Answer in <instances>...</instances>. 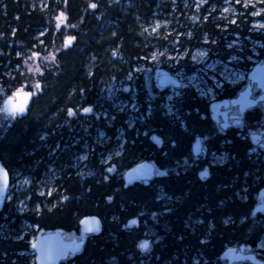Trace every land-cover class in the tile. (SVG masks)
Returning <instances> with one entry per match:
<instances>
[{"label":"trees","instance_id":"obj_1","mask_svg":"<svg viewBox=\"0 0 264 264\" xmlns=\"http://www.w3.org/2000/svg\"><path fill=\"white\" fill-rule=\"evenodd\" d=\"M224 1L0 0V83H13L7 71L19 64L24 69V60H32L39 85L28 112L0 134V160L11 177L17 172L33 182L54 177L55 186L46 199L33 193L23 212L15 207V196L5 200L0 264H34L30 244L39 231L61 227L79 234V219L88 214L101 217V231L87 234L83 248L60 264H226L220 255L235 244H251L264 259V248H259L264 216H252L255 195L264 185V151L253 152L245 135L256 123L263 126L261 109L246 117L241 133L224 130L210 117V101L187 86L173 98L175 112L168 114V88L153 80L148 86L137 73L135 107L106 111V102L101 104L102 81L113 74L126 77L147 61L153 44L178 46L187 57L203 44L223 60L239 53L232 64L246 72L255 64L249 55L264 61V28L249 30L256 18L264 21V14L254 17L253 7L236 3V20L224 29L220 25L226 22L218 16ZM184 3L191 5L184 8ZM158 17L170 19V28L149 37L138 33L139 23ZM194 20L199 26L189 34L182 25L192 26ZM39 31H44L40 38ZM205 33L210 40L202 42ZM68 34L73 39L64 44ZM236 34L243 39V51L226 50L225 43ZM248 37L259 42L253 46L257 54ZM118 52L125 62L116 58ZM13 73L16 86L23 85L20 69ZM239 89L224 83L217 97H233ZM197 135L206 137L200 157L192 152ZM116 142L121 145L117 152ZM84 146L88 155L79 173L70 157L85 151ZM220 153L227 154L226 161L212 163V155ZM141 158L155 161L159 173L148 183L126 185L125 170ZM113 165L116 169L109 172ZM204 165L210 167L207 178L199 176ZM144 239H150L146 249Z\"/></svg>","mask_w":264,"mask_h":264},{"label":"rangeland","instance_id":"obj_2","mask_svg":"<svg viewBox=\"0 0 264 264\" xmlns=\"http://www.w3.org/2000/svg\"><path fill=\"white\" fill-rule=\"evenodd\" d=\"M236 3L241 4L242 7L245 9L249 6L253 7L251 14L254 17H257L262 13L264 14V0H236L234 1V3L230 0H226L223 3L220 15H218L220 17V21L226 22V24L220 25L224 26V29H227L229 27V22H234L236 20L235 14L237 13V10L234 5ZM39 5H42L43 7L46 6L45 3L43 4V1L40 2ZM190 5L191 3H184V8L189 7ZM194 17L196 18V15H194ZM193 22L194 23H192V26H184V28H189V30L187 31L189 34H193L192 29H194V27L199 26V24L196 25V20H194ZM251 25L252 26L251 28H249V30H260L262 27H259V25H264V21H262L260 18H256L251 23ZM139 28L140 30L138 33L144 37H149L151 36V34L154 33L162 34L164 30L170 28V19L158 17L146 23H139ZM43 33L44 31H39L37 37L40 38ZM68 37H70L72 41L73 37L68 34L64 37V44H67ZM201 37L203 38L202 42H207L210 40L209 36L206 33L203 34ZM248 39L250 40L251 47L256 44H259L258 41H253V39H251L250 37H248ZM232 47L236 48V51H243V39L238 34L235 35V38L227 40V42L225 43L226 50ZM177 48L178 46L173 50V48H170L168 46L161 48L156 44H153L151 50H149V56L147 57V61L142 62L138 67L126 73V77L118 78L115 76V74H113L112 76L105 78L101 83L102 99L105 100L102 101L101 104H105L106 102L105 106L103 105L104 109L106 111H109L111 109L121 112L127 111L129 108L135 107V84L136 78L138 77L137 74L142 76V81L145 82V84H147L148 86L151 85L152 80L157 85V79L155 76L156 70L159 68L166 69L167 71L179 77L182 81V87L168 88V93L166 95L165 102V109L167 110L168 114H172L175 112L172 100L175 96L180 94L182 88L184 87L192 86L196 88V90L202 96L206 97L209 101H211L217 96L216 89L220 88L224 83H228L230 86L240 85V88H243L249 80L248 72H246V69L242 68L238 64H232V62H238V60L240 59L239 53H233L232 55H229L226 59L223 60L222 58L217 57L215 54H213L210 51L211 48L205 44L199 45L198 47H194L191 50V54L189 57L185 55V51L178 52ZM253 51L255 52V54H257L255 48ZM153 57H155V59H153ZM192 57H195V59H192ZM116 58L119 60L123 59L122 62H125L120 52H118ZM248 59H251L254 62L259 61V59L253 57L252 55H249ZM31 61L32 60H30L29 62L27 60H24V69L21 67V64L16 65L13 68L16 70L20 69V76H22V80L24 81L23 85L16 86L17 84L15 83L17 82V76L13 73V69H11V71H7L8 76L14 80L13 83H11L10 85H6V83H0V134L6 130L7 126L10 125L17 118V116H20V114H17L15 112H7L6 110H4V101L8 97L13 96L14 93L18 90H31L34 93H38L39 85L36 82V69L34 63ZM194 66V72L188 73L189 68L191 69ZM259 108L263 112V126L256 123V127H250L248 129L249 136L250 133L257 134L261 132V129L264 130V104H260ZM120 134L121 135H119L118 138L122 141L124 140L122 137V131L120 132ZM154 135L155 134H153V138ZM100 137L103 138V134H101ZM260 141L264 143V137ZM258 145L260 146V144ZM259 146H255L253 152H258L260 149ZM120 147L121 145L117 144L116 142V145L114 146L113 150L117 152ZM84 148L85 151L74 154L72 155V157H70V161H72L71 166L74 167V169H76L79 173L84 172V161L86 160V157L88 155L86 146H84ZM262 148L264 150V147ZM143 159L145 158H141L140 160ZM226 159V153L212 155V163H222L226 161ZM109 160L110 156H107L106 162H108ZM153 162L155 163V161ZM205 166L206 165H204L203 168L199 170V172L202 171ZM110 168H112V172L116 169L115 165H113L112 167L108 166V169ZM157 173H159L158 167ZM52 178L54 179V177ZM53 179H51L50 177H45L43 179L37 180L36 182H33V179H31V177L17 172L10 179V182L7 186L5 200L10 201L13 199V196H15V207L19 212H23L27 210V208L30 206L29 200L33 193L41 197H45V199L53 193V191L55 190ZM34 185L35 187H37L36 189H34ZM40 207L41 205H36V208L40 209ZM3 224L4 222H0L1 228H3ZM5 230H8L7 227H5ZM10 230L11 229L9 228V231ZM74 236L78 235H72L68 237L72 238ZM262 245H264V239H262L259 243V248H264L262 247Z\"/></svg>","mask_w":264,"mask_h":264},{"label":"water","instance_id":"obj_3","mask_svg":"<svg viewBox=\"0 0 264 264\" xmlns=\"http://www.w3.org/2000/svg\"><path fill=\"white\" fill-rule=\"evenodd\" d=\"M71 42V38H67V44ZM157 84L162 88L181 86V80L173 73L166 69L156 70ZM250 82L239 91L234 97H225L222 99L212 100L210 102L211 116L213 119L218 120L220 114L223 116L222 126H228V110L222 108L229 107L230 105L239 107V114L244 113L247 109L258 105L261 101H264V62L254 65L249 72ZM253 84H256L261 89V94L257 97H253ZM35 96V93L31 90H18L13 96L8 97L3 104L4 110L7 112H15L20 115H24L28 112L30 104ZM20 109H23L21 111ZM239 114L233 115V117H239ZM261 136V134H253L252 137ZM158 145H162V138L158 135H154ZM203 142L200 136H197L192 143V152L194 156L200 155L204 152ZM157 172V165L149 159H143L127 168L124 172V182L126 185H132L136 182L153 179ZM210 175L209 168L203 169L199 176L206 178ZM10 180V172L3 165L0 160V212L4 206L7 184ZM259 196L261 202L256 205L253 213L264 210V187L260 190ZM81 233H99L101 231V217L97 214L83 215L79 219ZM86 237H73L71 239L66 238L64 228H56L51 231H40L36 235V239L32 242L30 248L36 252L35 264H59L61 260L65 259L70 252H76L83 248ZM147 242L146 249L150 245V239H145L142 244ZM141 244V245H142ZM245 244L240 246L229 245L220 255L222 261L227 264H233L235 262L250 261L253 264H264V260L257 256L255 252H246Z\"/></svg>","mask_w":264,"mask_h":264},{"label":"flooded vegetation","instance_id":"obj_4","mask_svg":"<svg viewBox=\"0 0 264 264\" xmlns=\"http://www.w3.org/2000/svg\"><path fill=\"white\" fill-rule=\"evenodd\" d=\"M221 6H219V8H220ZM184 26H187V24H184V25H182V27H184ZM189 26V25H188ZM196 29H197V27H196ZM193 30H195V29H193ZM262 62H264V61H262ZM257 63H260L259 61H257V62H255V64L254 65H256ZM254 65L252 66V68L254 67ZM252 70V69H251ZM250 70V71H251ZM249 71V72H250ZM249 72H248V78H249ZM182 82V81H181ZM250 82V78H249V80H248V82L246 83V85L248 84ZM245 85V86H246ZM244 86V87H245ZM181 87H182V84H181ZM243 87V88H244ZM243 88H240L239 89V91L240 90H242ZM239 91H238V93H239ZM261 89H259L258 87H257V85L256 84H253V97H257L258 95H260L261 94ZM237 93V94H238ZM236 94V95H237ZM235 95V96H236ZM217 96H218V93H217ZM216 96V98L215 99H213V100H216V99H222V98H218ZM225 98V97H224ZM212 101V100H211ZM210 101V102H211ZM210 102H209V113H210V117H211V119L220 127V128H222V129H238L239 130V133H241V130L242 129H244L245 128V122H246V117L249 115V114H251L253 111H255L256 109H260L259 108V105L260 104H264V101H261L258 105H256V106H254V107H251V108H249V109H247L244 113H242V114H239V107L238 106H233V105H230L229 107H227V108H225V107H223L222 109L223 110H228V113H227V116H228V126L227 127H223L222 126V122L224 121L223 120V116H222V114H220L219 115V117H218V120H215V119H213L212 118V116H211V110H210ZM236 114H239V117H233V115H236ZM257 132V131H256ZM262 132V133H261ZM261 132L260 133H257V134H261V136H256V138H253L252 137V135L253 134H255V133H250V136L248 135V131H247V133H245V135L246 136H249V138H250V140L252 141V143H253V145H254V147L255 146H259L258 144H260V149L262 150V151H264L263 150V148L262 147H264V143L262 142V141H260L263 137H264V130L263 129H261ZM197 136H200L201 137V139H202V142H203V147H204V140H205V136H201V135H197ZM196 136V137H197ZM196 137L194 138V140L196 139ZM194 140H193V142H194ZM204 149H205V147H204ZM204 152H206V149L204 150ZM204 152H202L200 155H202ZM200 155H198V156H195V157H200ZM206 167H208L209 168V171H210V167H209V165H206L205 166V168ZM204 168V169H205ZM201 172V171H200ZM199 172V173H200ZM207 178V177H206ZM264 187V185H262L259 189H258V192L256 193V195H255V198H256V202H255V204H254V206H253V209H252V216H254V220H258V219H261L263 216H264V210L263 211H259V212H257V213H253V210L255 209V207H256V205L257 204H259L262 200H261V198H260V196H259V192H260V190L262 189ZM5 195H6V193H5ZM4 195V196H5ZM259 217V218H258ZM51 230H54V229H51ZM50 230V231H51ZM67 239H69V237H68V235H67V237H66ZM35 239V236L32 238V240H31V242L33 241ZM31 245V244H30ZM245 246H246V248H245V251L246 252H251V250L253 251V252H256L257 253V255L260 257V258H263L262 256H261V253H260V251H259V249L258 248H255V247H251V244H245ZM258 249V250H257ZM32 251V253L34 254V264L36 263V252L34 251V250H31ZM70 254V253H69ZM69 256V255H68ZM67 256V257H68ZM66 257V258H67ZM65 258V259H66ZM264 260V259H263ZM242 263H244V264H251L248 260H246V261H243ZM226 264H227V262H226Z\"/></svg>","mask_w":264,"mask_h":264},{"label":"snow or ice","instance_id":"obj_5","mask_svg":"<svg viewBox=\"0 0 264 264\" xmlns=\"http://www.w3.org/2000/svg\"><path fill=\"white\" fill-rule=\"evenodd\" d=\"M93 7H95V5H93ZM259 27H262V28H264V25H259ZM202 55H206V54H202ZM153 59H155V57H153ZM192 59H195V57H192ZM20 110H21V111H23V109H20ZM84 111H85V112H88V111H90V109H88V108H85V109H84ZM108 171H109V172H111V171H112V169L110 168V169H108ZM63 198H64L65 200H66V199H68V197H67V196H64ZM108 199H109V200H111V199H112V197H111V196H109V197H108ZM132 223H133V224H135V223H136V221H135V220H133V221H132ZM146 246H147V242H145L144 244H142V245H141V247H146ZM262 247H264V245H262Z\"/></svg>","mask_w":264,"mask_h":264},{"label":"bare ground","instance_id":"obj_6","mask_svg":"<svg viewBox=\"0 0 264 264\" xmlns=\"http://www.w3.org/2000/svg\"><path fill=\"white\" fill-rule=\"evenodd\" d=\"M159 88H160V87H159ZM161 89H162V88H161ZM155 135H158V134L155 133ZM158 136H159V135H158ZM159 137H161V136H159ZM154 140H155V139H154ZM155 141H156V140H155ZM154 177H155V176H154ZM143 181H145V180H143ZM149 181H150V180H149ZM145 182H146V181H145ZM147 183H148V182H147ZM57 193H58V192H57Z\"/></svg>","mask_w":264,"mask_h":264}]
</instances>
